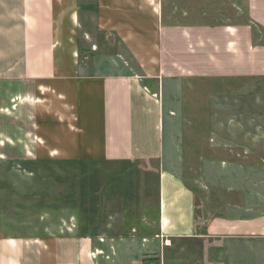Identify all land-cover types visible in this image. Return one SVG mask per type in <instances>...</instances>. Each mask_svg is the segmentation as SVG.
I'll return each instance as SVG.
<instances>
[{
  "label": "crops",
  "instance_id": "obj_1",
  "mask_svg": "<svg viewBox=\"0 0 264 264\" xmlns=\"http://www.w3.org/2000/svg\"><path fill=\"white\" fill-rule=\"evenodd\" d=\"M180 1L94 0L92 13L78 0H0V175L10 165L88 164L139 168L156 187L152 229L96 220L94 239L72 227L6 236L0 200V264H164L174 242L210 249L212 240L219 260L235 249L236 264H264V212L197 204L176 172L184 151L177 144L166 160L160 131L164 81L264 79V0H220L235 2L234 15L219 9L213 22ZM91 53L108 58V73L84 70Z\"/></svg>",
  "mask_w": 264,
  "mask_h": 264
},
{
  "label": "rangeland",
  "instance_id": "obj_2",
  "mask_svg": "<svg viewBox=\"0 0 264 264\" xmlns=\"http://www.w3.org/2000/svg\"><path fill=\"white\" fill-rule=\"evenodd\" d=\"M181 4L212 22L220 18L219 9L234 15L233 1L181 0ZM78 5L80 10L94 11V0H78ZM246 17L242 9L238 18L246 23ZM81 49L94 51L91 46ZM91 54L84 70L108 73V58ZM162 86L160 131L166 160L172 159L178 144L184 152L174 155L175 160L177 155L183 158L176 172L196 188L197 204L203 201L210 213L220 204H253L264 212V79L224 83L212 78L179 85L164 81ZM0 185L1 220L9 237L58 236L72 227L77 236L94 239L96 220L99 226L117 225L124 232L136 225L152 229L155 224L151 200L156 187L139 168L10 165L2 170ZM210 243V249H203L200 242H174V252L166 254L164 264H236L235 249L229 250L231 259L219 260L218 249ZM203 251L208 257L203 258Z\"/></svg>",
  "mask_w": 264,
  "mask_h": 264
}]
</instances>
